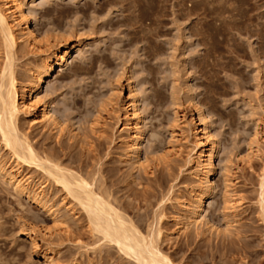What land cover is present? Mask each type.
Here are the masks:
<instances>
[{"label": "rangeland", "instance_id": "374dc122", "mask_svg": "<svg viewBox=\"0 0 264 264\" xmlns=\"http://www.w3.org/2000/svg\"><path fill=\"white\" fill-rule=\"evenodd\" d=\"M26 11L42 47L38 53L19 41L12 51L20 84L42 56L81 44L39 89L37 111L49 101L59 127L19 115L35 151L94 183L177 264H264V0H37ZM1 36L0 74L7 62ZM130 82L141 98L140 167L128 157L130 131L119 109ZM198 105L218 144L213 184L203 224L179 231V199L198 188L200 171L189 163L194 137L179 117L198 120ZM255 130L257 149H248ZM9 157L0 138V162L15 168ZM19 171L50 187L49 202L37 203L0 175V264H43L31 229L55 250L54 264L138 263L97 238L86 211L52 178L37 168Z\"/></svg>", "mask_w": 264, "mask_h": 264}, {"label": "bare ground", "instance_id": "6f19581e", "mask_svg": "<svg viewBox=\"0 0 264 264\" xmlns=\"http://www.w3.org/2000/svg\"><path fill=\"white\" fill-rule=\"evenodd\" d=\"M36 1L37 0H1L0 34L2 35L1 37L6 48L7 62L0 74V138L2 146L8 149L10 153L9 161L15 163L16 167L14 168L12 166L7 168V166L5 167L0 162V175L7 177L16 191L24 193L37 203L46 206L49 202L46 191L50 189V187L48 189L47 187L45 188L43 184H38L32 177L30 178V176L26 174H21L19 171L22 167L41 170L48 177L52 178L57 186H62L64 190H66L67 195H70L72 199L76 200L77 204L86 211L93 232L95 235L96 233L100 235L101 239L106 243H115L121 250L134 257V261H138L140 264H177L170 256L162 252L158 242L151 234L142 233L133 225L134 223L132 224V220L130 222L128 221L129 219H125L124 215L119 212L108 198L106 199L99 191H96L93 188L94 183L92 184L80 175H75L68 170V168L53 163L46 154L45 157H41L31 145L27 135L20 131L17 121L19 115L22 113L24 115H30V120L32 122L50 125L52 128L59 127V121H57V118L52 114L50 108L51 103L49 101H43L41 104V111H37V107L41 102L39 98V89L44 78L51 75L56 68H58V70H63L72 52L74 50L79 51L81 48V44H70L63 47L61 51H59V48H54L55 50L53 49L54 51L52 53L46 54L40 58L39 63L35 67L36 69L34 68L35 70L30 74V80H28V82L26 81L27 84H20V82L17 81L12 67L11 54L19 41L26 42L25 44H27V46H31L30 48L33 47L36 52L41 53L39 51L42 47L40 46L41 40L30 27L27 11L25 12V7H29V5H32ZM44 45H47V43ZM74 64L75 67H80V64ZM77 69L79 70V68ZM77 69L75 70L77 71ZM61 74L64 75L65 73L62 72ZM128 89V100L121 103L119 109L125 110L126 122L124 126L130 131L129 140L126 142L128 157L133 161L132 163L140 167V148L144 134V129H142L143 117L139 113L141 98L132 82L128 83ZM196 111L198 120L194 116L191 119H186L183 115L179 117L182 119V129L189 130L194 137V152L196 156H194V159L190 158L189 163H192L200 170L197 169L199 172L195 175L198 181L197 183L199 184L198 188L194 190L191 189V191H189V197L183 201L179 199V209L181 211L178 210L179 212L174 217L178 225L176 229L179 231L181 229H186L190 225H194L195 227L200 225L199 223H202L200 218L201 212L204 210L206 196L209 194L213 184V179L210 176L213 172L218 144L209 131L208 122L199 105L196 106ZM180 112L181 111L178 109L175 113L177 114ZM253 132L251 136L252 139L248 144V149H252L256 146V142L258 141L257 130ZM172 137L175 138L176 136L173 134ZM181 137L182 139H186L183 132L181 133ZM257 146L255 147L256 149ZM250 151L251 150H249V152ZM226 185L227 184H225L224 188L228 186ZM261 189L262 192L259 196L262 198L261 203L263 205L264 181H262ZM228 190L226 192H228ZM64 204H66V209L70 208L72 210L70 202ZM52 209V206H50V212L54 217H58L59 213L57 215L56 211ZM162 231L163 230L159 228L157 230V235L160 236ZM26 232L32 240L30 242L32 249L36 251L43 250V264H54L55 250L49 247H42L38 241L35 229H31L30 231L26 230ZM96 237L98 238L97 235Z\"/></svg>", "mask_w": 264, "mask_h": 264}]
</instances>
